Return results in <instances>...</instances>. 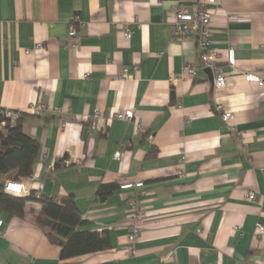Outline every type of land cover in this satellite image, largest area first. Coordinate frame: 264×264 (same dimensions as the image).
I'll return each mask as SVG.
<instances>
[{"label": "crops", "instance_id": "1", "mask_svg": "<svg viewBox=\"0 0 264 264\" xmlns=\"http://www.w3.org/2000/svg\"><path fill=\"white\" fill-rule=\"evenodd\" d=\"M180 3L192 10L197 0H0V108L21 112L24 131L40 143L33 176L17 181L56 200L73 195L79 229L109 242L107 250L61 259L35 221L41 203L31 200L24 218L0 207V264H264L257 230L264 225V86L244 78H264V0L214 6L223 89L204 68L183 76L186 63H202L198 31L173 35L169 13ZM75 17L80 47L65 49ZM231 46L235 68L227 62ZM37 100L48 107L42 115L27 111ZM216 103L234 113L231 123ZM127 109L133 121L113 118ZM99 110L89 134L87 117ZM64 157L70 164L55 169ZM122 176L144 181L146 193L121 190ZM6 181L0 176V193ZM101 184L117 186L101 199ZM251 190L252 202L245 200ZM132 199L144 213L128 253Z\"/></svg>", "mask_w": 264, "mask_h": 264}, {"label": "built area", "instance_id": "2", "mask_svg": "<svg viewBox=\"0 0 264 264\" xmlns=\"http://www.w3.org/2000/svg\"><path fill=\"white\" fill-rule=\"evenodd\" d=\"M219 0H197L196 5L192 10H189L185 7L184 4H178L176 7H172L173 9L170 11V15L172 17V27H173V35L177 40H184L191 34V30L198 31V46L200 49V59L202 66H195L190 63H186L183 67V76H187L190 79L195 78L200 70L209 69L212 74L213 79V87L215 89H223L227 86L228 83V75L224 72L222 65V54L213 46V31L211 28V22L215 8V5H218ZM79 22V18L75 17L73 23L68 30V41L65 44V49H74L77 50L80 47L78 30L75 22ZM131 30H126L123 34L127 37H131ZM40 46V45H39ZM235 50L234 47H230L227 55V62L229 66L235 68L236 59H235ZM136 69V68H135ZM122 76L127 78L130 76L128 68L122 70ZM249 82H256L260 86H264V78L261 77L260 74L254 72H246L245 77ZM178 80L175 77H172L171 81ZM48 107L37 100L31 103L27 109L28 112L33 113L35 115H42L45 111H47ZM54 113H60L61 110L59 107H53L51 109ZM214 110L217 115L220 116L221 120L225 123H231L234 120L235 115L232 111H228L226 106L222 103H216ZM6 116L9 117L12 121L16 120L21 112L14 111L11 109H7L4 111ZM103 117L102 111H96L93 115L87 117V128L88 133L94 132L97 129V119ZM134 111L132 109H127L124 112L116 113L113 115L114 119L133 121ZM66 122H63L62 126L64 127ZM233 132L236 133V128H232ZM117 159H120L121 154L117 151L114 155ZM183 162H185L186 157H182ZM62 164L68 165L69 161L64 160ZM179 175L183 176V168L179 169ZM119 188L121 190H138L141 194L146 193L145 183L144 181H132L127 180L124 176L120 177ZM5 191L11 193L12 196H24L29 195L32 191L27 185H24L23 182L20 181H9L5 184ZM41 193L36 192V197H40ZM256 195L254 191H249L245 195V200L247 201H255ZM137 201L132 199L128 205H130V213L129 222H128V245L127 251L128 253L135 252V246L140 239L141 227H142V215L143 209L136 204ZM4 220L0 217V234L4 231ZM257 230L259 234H264V225L258 224Z\"/></svg>", "mask_w": 264, "mask_h": 264}, {"label": "trees", "instance_id": "3", "mask_svg": "<svg viewBox=\"0 0 264 264\" xmlns=\"http://www.w3.org/2000/svg\"><path fill=\"white\" fill-rule=\"evenodd\" d=\"M4 111L6 110L0 108V176H6V182L30 178L34 173L35 158L38 156L40 143L24 131L21 114L12 121ZM65 158L55 164V169L64 167L62 162ZM116 186V184H101L97 194L101 199H105ZM4 187L0 193V207L21 218L25 216V207L29 201L36 200L41 203V212L35 221L45 230L50 241L61 248L59 255L61 259L108 249L106 234L79 229L84 224V219L76 207L73 195L56 200L44 195L36 197L37 191L32 189L25 197L12 196ZM101 264L120 263L110 261Z\"/></svg>", "mask_w": 264, "mask_h": 264}, {"label": "water", "instance_id": "4", "mask_svg": "<svg viewBox=\"0 0 264 264\" xmlns=\"http://www.w3.org/2000/svg\"><path fill=\"white\" fill-rule=\"evenodd\" d=\"M206 71H208L209 73H211L209 69H206Z\"/></svg>", "mask_w": 264, "mask_h": 264}]
</instances>
